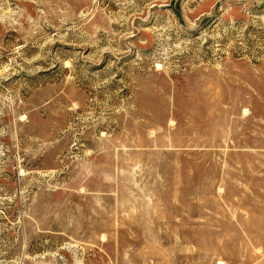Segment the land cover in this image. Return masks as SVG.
<instances>
[{
    "label": "rangeland",
    "instance_id": "374dc122",
    "mask_svg": "<svg viewBox=\"0 0 264 264\" xmlns=\"http://www.w3.org/2000/svg\"><path fill=\"white\" fill-rule=\"evenodd\" d=\"M0 264H264V0H0Z\"/></svg>",
    "mask_w": 264,
    "mask_h": 264
}]
</instances>
